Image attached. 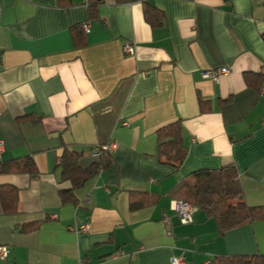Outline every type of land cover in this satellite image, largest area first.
<instances>
[{
  "label": "crops",
  "instance_id": "crops-1",
  "mask_svg": "<svg viewBox=\"0 0 264 264\" xmlns=\"http://www.w3.org/2000/svg\"><path fill=\"white\" fill-rule=\"evenodd\" d=\"M149 6L163 12L153 28ZM1 163L31 158L34 174L0 172V264H207L264 254V220L219 233L204 210L182 222L169 196L189 172L235 165L244 200L264 205V0H0ZM90 21L86 45L72 29ZM135 47L134 53L125 50ZM227 67L219 81L203 72ZM247 77H251L250 83ZM261 87L258 88V83ZM180 119L181 168L159 157L157 131ZM128 123V124H126ZM118 143L111 165L75 191L57 169L65 147ZM155 202L131 208L132 193ZM88 225L89 230H82Z\"/></svg>",
  "mask_w": 264,
  "mask_h": 264
},
{
  "label": "trees",
  "instance_id": "trees-1",
  "mask_svg": "<svg viewBox=\"0 0 264 264\" xmlns=\"http://www.w3.org/2000/svg\"><path fill=\"white\" fill-rule=\"evenodd\" d=\"M62 6H71L73 0H58ZM104 0H88L91 19L99 17L98 7ZM163 12L149 6L145 12V19L153 27L163 24ZM72 36L76 47L87 44L86 32L81 25L72 29ZM249 84L251 77H247ZM261 82L258 83V88ZM159 143V157L162 160L181 168L185 162L188 148L183 139V124L180 119L160 127L157 131ZM100 146L101 153L98 161L88 167L81 165L83 152L65 147L61 161L57 167L61 178L69 181L71 188L61 189L59 194L63 202L73 201L77 203L75 191L83 188L86 183L96 178L104 169L108 168L113 160V152L104 150ZM36 164L33 159H17L9 163L0 164V172H36ZM131 208L138 209L145 204H153L147 193H132ZM169 196L186 202H190L198 209L204 210L209 217L216 220L219 233L248 224L264 220V205H251L244 200L243 187L239 181V172L235 165H224L216 169L201 168L189 172L169 191ZM0 199L3 201L5 211H17V189L0 188ZM207 264H264V254L254 255H217Z\"/></svg>",
  "mask_w": 264,
  "mask_h": 264
},
{
  "label": "built area",
  "instance_id": "built-area-1",
  "mask_svg": "<svg viewBox=\"0 0 264 264\" xmlns=\"http://www.w3.org/2000/svg\"><path fill=\"white\" fill-rule=\"evenodd\" d=\"M81 27L86 33H88L90 32V29H91V22L90 21L83 22L81 24ZM125 50L128 53L132 54L135 52V47L132 45H126ZM230 72L231 70L229 68L223 67L221 69H216V70L213 69V70L204 71L203 77L211 79L213 81H219L222 75H228ZM117 146H118L117 142L111 141L105 145H102L101 148H103L104 150L110 151V152H114L117 149ZM4 150H5V142L0 139V156L2 155ZM100 153H101V149H97L96 155L99 156ZM175 210L177 211L181 221L186 223V222L192 221L193 214L197 210V207L190 202L177 200L176 205H175ZM81 228L84 231L89 230L88 225H82ZM9 253H10L9 247L0 245V259H5L9 255ZM79 264H88V263L81 260ZM171 264H184V258L182 256H175L173 257Z\"/></svg>",
  "mask_w": 264,
  "mask_h": 264
}]
</instances>
